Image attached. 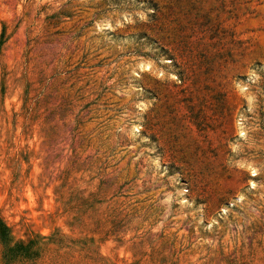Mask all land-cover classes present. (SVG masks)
<instances>
[{"label": "rangeland", "instance_id": "1", "mask_svg": "<svg viewBox=\"0 0 264 264\" xmlns=\"http://www.w3.org/2000/svg\"><path fill=\"white\" fill-rule=\"evenodd\" d=\"M0 219V264H264V0H0Z\"/></svg>", "mask_w": 264, "mask_h": 264}, {"label": "trees", "instance_id": "2", "mask_svg": "<svg viewBox=\"0 0 264 264\" xmlns=\"http://www.w3.org/2000/svg\"><path fill=\"white\" fill-rule=\"evenodd\" d=\"M0 241L2 244V258L4 262L15 261L19 259L32 260L38 256L42 250L38 247L36 240H19L13 245L10 244V234L8 227L0 219Z\"/></svg>", "mask_w": 264, "mask_h": 264}, {"label": "bare ground", "instance_id": "3", "mask_svg": "<svg viewBox=\"0 0 264 264\" xmlns=\"http://www.w3.org/2000/svg\"><path fill=\"white\" fill-rule=\"evenodd\" d=\"M134 130H135V131H138V127H137V126H135V127H134ZM237 199H238V197H237Z\"/></svg>", "mask_w": 264, "mask_h": 264}]
</instances>
